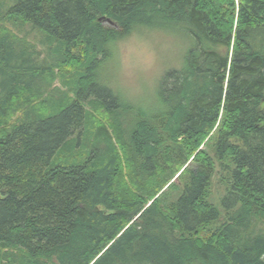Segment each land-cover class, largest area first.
<instances>
[{
	"label": "trees",
	"instance_id": "trees-1",
	"mask_svg": "<svg viewBox=\"0 0 264 264\" xmlns=\"http://www.w3.org/2000/svg\"><path fill=\"white\" fill-rule=\"evenodd\" d=\"M145 32L142 107L95 70ZM0 264H264V0H0Z\"/></svg>",
	"mask_w": 264,
	"mask_h": 264
},
{
	"label": "rangeland",
	"instance_id": "rangeland-1",
	"mask_svg": "<svg viewBox=\"0 0 264 264\" xmlns=\"http://www.w3.org/2000/svg\"><path fill=\"white\" fill-rule=\"evenodd\" d=\"M171 38L161 33L145 32L119 41L112 55L95 70L97 79L112 88L126 103L145 106L151 97V87L164 69L176 65L177 47ZM29 41L44 54L47 52L38 33L30 36Z\"/></svg>",
	"mask_w": 264,
	"mask_h": 264
}]
</instances>
